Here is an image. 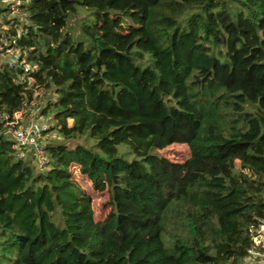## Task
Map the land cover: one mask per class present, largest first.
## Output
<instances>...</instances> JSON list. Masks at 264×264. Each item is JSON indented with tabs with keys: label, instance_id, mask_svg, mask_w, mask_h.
I'll return each mask as SVG.
<instances>
[{
	"label": "trees",
	"instance_id": "trees-1",
	"mask_svg": "<svg viewBox=\"0 0 264 264\" xmlns=\"http://www.w3.org/2000/svg\"><path fill=\"white\" fill-rule=\"evenodd\" d=\"M20 1L6 38L38 89L0 70V264H245L264 221V0ZM42 90L59 139L39 167L3 132ZM175 144L186 161L160 154ZM73 165L109 193L105 220Z\"/></svg>",
	"mask_w": 264,
	"mask_h": 264
},
{
	"label": "built area",
	"instance_id": "built-area-1",
	"mask_svg": "<svg viewBox=\"0 0 264 264\" xmlns=\"http://www.w3.org/2000/svg\"><path fill=\"white\" fill-rule=\"evenodd\" d=\"M6 30H3L0 36V70H20L16 84H25L28 89L37 90L35 74L39 72V67L28 61L27 52L14 47L16 38H6ZM29 104L15 113L13 119L5 117L3 134L13 142V148L19 158H26L27 154L31 153L37 158L39 167H44L47 162L48 143H44L42 138L46 133V135L50 134L48 132L51 128L42 124L40 120H31L34 117L28 112ZM252 239L253 248L250 250L249 258H253L258 264H264V221L253 230Z\"/></svg>",
	"mask_w": 264,
	"mask_h": 264
},
{
	"label": "rangeland",
	"instance_id": "rangeland-1",
	"mask_svg": "<svg viewBox=\"0 0 264 264\" xmlns=\"http://www.w3.org/2000/svg\"><path fill=\"white\" fill-rule=\"evenodd\" d=\"M21 5L22 2L20 0H0V8L3 11V13L0 14V28H2L4 31L8 29L7 21L9 20L12 21L14 18H19L21 21H23L24 16L22 15ZM82 18H83L82 15H78L72 18L70 26L68 27L67 31L71 29L74 31V33H76L75 35L79 37L80 34L79 23ZM19 32H21V30ZM51 98L52 99L54 98V100L56 99L55 95L52 94L51 92H46L45 90L36 92L34 100L28 105V112L30 113V115L34 117V119L31 120H35V119L40 120L42 124L46 126H50V128H53L56 124V121L53 119V115L43 113L47 101H49ZM69 124H72L71 120L69 121ZM45 135L42 138L44 143L45 142L48 143L49 141L52 142L54 141L55 138L59 139V135L57 131H52L50 134L46 136ZM47 137L53 139L49 140ZM128 151L129 148L127 145L124 144L120 146V152L122 153V155L126 154ZM160 154L164 155L172 162H184L190 156V149L187 145L175 144L163 151H160ZM125 156L128 160H131L133 158V155L131 154ZM33 161L35 162V160ZM71 174H72V179L75 182H77V184L81 187V189L86 194L92 197V207H93L95 220L97 222L105 220L111 211L109 193L96 191L94 189L92 182L86 176L80 173V167L78 165H73L71 167ZM164 239L167 241L166 233L164 234ZM166 244L168 243L166 242ZM245 264H258V263L253 258H249L245 261Z\"/></svg>",
	"mask_w": 264,
	"mask_h": 264
}]
</instances>
